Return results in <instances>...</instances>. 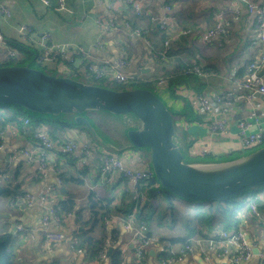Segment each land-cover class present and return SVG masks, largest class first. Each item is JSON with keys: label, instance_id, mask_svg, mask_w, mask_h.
<instances>
[{"label": "crops", "instance_id": "0c3cea01", "mask_svg": "<svg viewBox=\"0 0 264 264\" xmlns=\"http://www.w3.org/2000/svg\"><path fill=\"white\" fill-rule=\"evenodd\" d=\"M0 1L11 11L9 17L0 20V29L11 45L14 41L22 45L18 30L23 24L30 26L36 36H40L43 32H49L55 43L67 46V52L64 54V63L70 66L75 74L87 75H90L87 70L89 63L108 61L114 64L124 54L130 64L123 71L136 77H141L142 75L148 76V74L162 69L164 65L171 67L173 60L165 57V54L158 53V58L152 57V53L155 51L151 49V45L147 42L149 40L153 46L152 33L156 30V26L157 29L159 27L157 20L161 21L164 17H167L168 27L170 28L167 31L168 34L170 31L172 33L175 30H184V27L198 34L200 31H205L212 27L215 23V14H220L228 23V29L224 35L207 40L198 38L199 36L197 37V35H189L187 42L183 41L184 47L181 50L185 63H188L191 59H195L196 63L202 66L205 74L199 75L204 84L201 94L207 96L211 102L213 107L212 112L206 113L200 111L203 116L200 119L189 122L184 116L185 102L183 97L181 99L175 97L168 86L162 89L156 87L157 91L155 92L162 99L164 98L163 100L176 114H180L177 119L184 123V127H177L176 138L181 140V145L182 143L184 144L188 155L190 157L211 155L217 158L191 162L209 163L228 160L235 158L234 156H229L230 153L241 151L238 150L239 145L236 136L231 134H209L211 132V121L216 118L226 116L232 132L236 131V124L241 119H258L259 126L264 127V99L259 97L258 94H256L252 104L246 105L244 100H239L237 107L226 115L219 113L220 110L215 100V95L222 91L231 90L236 94H243L246 91L241 83L248 72L249 62L254 56L257 57L259 55V50L261 49V45L254 42L253 39L252 29L254 27L255 15L249 12L245 2L235 3L231 0H145L146 8L143 15L136 18L135 24V18H131L135 13L125 2L117 1L115 4H112L114 0H68V4L73 12L67 13L64 17L61 15L64 23L58 22V26L56 27L53 24L54 19L52 15L47 14L43 18L36 16L31 0ZM40 1L46 6H44L46 10L55 9L54 5L57 2V0H50V5L47 6L43 0ZM252 1L260 2L261 0ZM167 5L170 6V9L166 11L165 6ZM244 16L246 18L242 21ZM97 17H102L107 19V21L113 22L115 27L111 31H104L96 21ZM127 21H132L134 27L142 28L145 35L137 36L133 32V27L126 25ZM44 28L47 31L43 30ZM251 34L252 41L249 38ZM181 37L175 41H180ZM175 41H172L171 44ZM32 44L34 43H23L26 51L31 52L30 46ZM80 47L84 48L88 53L85 59L82 58V54L79 51ZM162 62L163 65L161 64ZM51 68L57 70L55 65H51ZM184 87L183 85L180 94L188 97L196 95L193 88ZM93 112L102 113L109 120L119 123V129H115V140H110L99 132L98 127L94 124L95 119L89 116V113ZM85 115L91 120L104 140L111 145L102 142L101 144L109 149L111 148V150H115V152L100 151L98 147L96 149V144L92 138L93 135L85 131V129L74 128L72 131H68L63 138L75 140L79 145L93 142L96 150L90 163L86 166H79L66 155L56 154L52 163L55 168L60 170L59 175L63 179L61 185L57 183V174L55 172H51L45 180L39 178L37 163H29L27 158L22 154L25 142L17 132L16 125L19 126V124L16 121L5 124L0 129V141L4 144L0 155L3 161L6 159L10 163L11 167H15L17 162L23 163L19 176V180L22 182V190L34 197V202L30 206L14 205L11 201L12 196L7 199L0 198V201H5L4 209L1 208L0 210L2 213L0 215V234L13 230L16 222H21L26 227L39 228L42 216L50 203L60 207L59 212L63 215L62 222L52 226L53 231H61L66 234L65 241L59 243L57 246L48 248L45 241L36 233L32 235H17L18 246L22 247L23 252L27 254L28 260L33 256L34 264H111L108 255L105 258H100V254L104 251L107 241L99 252L98 257L92 261L87 259L84 250L79 252L76 250V247H72L73 239L78 235L80 236L81 233L100 235L103 232L108 233L109 238L107 240H109L110 246L113 245L119 248L125 254V264L136 262L134 256V226H129L128 221V216L131 213L113 212L109 215H103L101 214V206L110 197H121L123 192L126 193L124 204H128L127 191L131 192L134 196L139 195L141 193L140 188L144 182L139 185L138 189H134L132 180L114 171L104 174L102 172L103 181L101 183H91L88 189H77L76 184H81L82 182L85 184V179L82 176H87L90 172L101 168L98 155L104 152L118 156L123 164L131 169H142L151 166L150 153L146 150L147 148L139 149L130 145L126 136V130L129 125L123 116L106 111H89ZM253 128L257 129L258 126L254 124ZM37 129L48 132V128L45 125ZM191 139L197 142L196 152L191 151L193 142L191 145H188ZM206 148L208 149L207 152H205ZM53 185L57 187L54 188ZM113 187H116V193L118 192V194H112L109 191ZM46 192L50 197V202L41 199L42 195ZM256 197L262 213L260 219L253 217L249 204H246L240 210L237 203L238 209L233 210L234 216H231L237 221L227 226L225 218L218 217L215 219V228L211 231L215 232L212 236L203 237L201 236L202 234L193 236L191 243L196 245V239L201 240L200 243L208 251L207 253L211 254L217 264H228V256L221 252L231 246L223 243L217 247L214 246L210 250L208 238H217V232L221 230L233 229L243 231L251 243L256 244L259 248L264 247V190L257 194ZM67 199L74 201L71 211H65L61 206L60 202ZM142 202L139 209L136 208L133 211L136 212V219L138 218V212L146 207L148 203L147 200H143ZM161 204V213L158 215L162 214L165 208L170 207L167 202H161ZM180 221L183 224L180 225L178 231L174 232V228L167 232L170 233L168 236H163L159 232L152 235L148 234L151 239L146 252L148 264H165L161 260V255H158L159 252L167 249L171 255H174L178 254L184 247L182 243H173L171 240H168L171 237L181 236V229L185 231L183 229L185 227L184 218L178 219V222ZM205 254V252L200 250L189 252L183 259L166 264H208L204 259ZM20 255L23 258V253ZM242 264H262V262L256 256L252 260Z\"/></svg>", "mask_w": 264, "mask_h": 264}, {"label": "built area", "instance_id": "2783aa9c", "mask_svg": "<svg viewBox=\"0 0 264 264\" xmlns=\"http://www.w3.org/2000/svg\"><path fill=\"white\" fill-rule=\"evenodd\" d=\"M117 1H122L127 3L132 9L133 12L138 16L143 14L145 10V0H114L112 4H115ZM235 3H246V6L250 13L255 15V22L253 31L254 42L261 45L259 50V55L249 63L248 72L242 81L241 85L246 90L243 94H236L234 91L226 90L215 95V100L217 106L219 107V113L227 114L228 112L234 110L237 107L239 100H244L245 104H252L256 94L264 95V0L260 2L252 0H231ZM43 2L49 6L50 0H43ZM55 9L59 12L72 13L73 10L68 4V0H57ZM170 6H165V10H169ZM11 15L10 9L5 6L0 1V20L7 18ZM97 23L101 26L104 31H111L115 25L111 21H107L102 17L96 18ZM158 21V26L162 31L166 32L170 30L168 27L167 17H164L161 21ZM126 25L128 27H133V32L137 36H144L145 32L140 27H134L132 21H127ZM228 29V23L226 19L220 15L215 14V23L212 27L206 29L205 31H200L198 34L193 32L191 29L184 30H175L169 36L164 39V46L168 48L172 41L179 39L183 35H197L198 38L207 40L215 39L226 33ZM19 35L23 43L31 44L34 43L38 46L39 52L36 54V58L40 61L49 63L50 65H55L60 74L64 76H70V73H74L73 69L64 63V54L67 52V46L55 43L52 40V36L49 32H43L40 36H36L33 29L28 25H21L19 27ZM149 45L152 47V43L147 40ZM24 46V45H23ZM0 50L3 54L12 55L11 57H16L20 55V50L12 46L10 42L5 38L1 29H0ZM79 51L82 54V58L85 59L88 56L87 51L80 47ZM152 57L158 58L159 54L156 52L152 53ZM130 64L128 58L124 54L116 63L112 64L108 61L105 62H91L87 65V70L91 76H94L97 79L110 78L119 83H125L131 81V79L139 78L134 75H129L123 71L124 68L128 67ZM187 74H197L203 75L205 72L200 64L196 63L190 65L186 69ZM72 77V76H71ZM168 86V78L165 75L160 76L156 79V87L162 89ZM182 89V86L180 90ZM179 90V92H180ZM196 101V107L199 111L203 112H212V105L207 96L203 94H196L193 96ZM23 120V124L16 125V129L19 135L23 138L25 146L22 148V154L27 158L29 163H37L38 176L42 180H45L51 172L57 174V183L58 185L62 184V176L59 175L60 170L53 166V158L56 154H63L67 157L73 159L76 164L79 166H86L90 163L95 146L93 142L84 143L79 145L75 140H65L59 141L53 138L48 132L42 130H35L32 135H30L29 125L31 123L30 117L20 118ZM134 122V121H131ZM177 127L183 128L184 123L181 121H176ZM135 124V123H134ZM256 124L257 129H254L253 126ZM211 132L210 135H233L237 137V143L239 148L242 149H252L264 145V127L259 126V120H250V119H241L238 120L236 124V131L232 132L229 120L226 116L216 118L211 121L210 125ZM2 133V132H1ZM1 135V134H0ZM178 141V140H177ZM196 141H193L191 145V151L196 152ZM4 148V144L0 141V151ZM208 149H205L207 152ZM65 158V157H64ZM98 161L101 165L102 172H118L122 176L133 181V188L138 189L139 185L142 182L149 180L154 177V171L152 166H147L142 169H131L126 167L122 160L111 153L104 152L98 155ZM3 162V158L0 155V163ZM4 176L5 182H10V178L7 175ZM53 187H57L53 185ZM51 188V189H54ZM42 200L50 202V197L46 192L41 197ZM11 201L14 205H26L30 206L34 202V197L30 193L20 192L14 194L11 198ZM60 207L50 203L46 212L42 216L41 226L39 228L26 227L21 222H16L12 231L13 235L17 236L19 234L32 235L34 233L38 234L46 243L48 248L59 245V243L65 241L66 234L61 231H53L52 226L58 225L62 222L63 215L59 212ZM249 209L254 218L260 219L262 213L259 209L256 199H250ZM70 215V214H68ZM136 212H132L128 216L129 226H134V237H135V247H134V256L136 264H148L147 261V248L151 243V239L148 235L149 227L146 222L139 221L136 219ZM124 219V218H123ZM209 244L210 250L214 246L222 245L223 243L231 246L223 250L221 253L228 256V264H242L252 260L254 257L258 256L264 264V247L259 248L256 244L251 243L247 236H245L243 231L240 230H221L217 232V238L210 237ZM201 240L197 239V244L188 243L186 244L178 254H172L171 257L163 260V262H176L188 254L189 252L200 250L205 252L204 259L208 264H217L213 260L210 253L205 250L203 245L200 243ZM109 240H107L106 247L104 251L101 252L100 258L107 257V252L109 249ZM72 247H75L72 244ZM234 247V249H233ZM255 248H259V251L256 253ZM79 252H82V248L76 249ZM121 264H125V261H122Z\"/></svg>", "mask_w": 264, "mask_h": 264}, {"label": "water", "instance_id": "95a60500", "mask_svg": "<svg viewBox=\"0 0 264 264\" xmlns=\"http://www.w3.org/2000/svg\"><path fill=\"white\" fill-rule=\"evenodd\" d=\"M264 99L263 94H258ZM0 103L51 116L69 114L98 141L109 144L85 115L106 111L135 121L126 130L130 145L148 148L161 187L193 201L223 200L264 186V145L228 160L199 163L185 159L176 139L174 111L148 87L113 89L71 76L50 74L31 64L0 66ZM112 247H109V255ZM259 248H255L257 253Z\"/></svg>", "mask_w": 264, "mask_h": 264}, {"label": "trees", "instance_id": "16d2710c", "mask_svg": "<svg viewBox=\"0 0 264 264\" xmlns=\"http://www.w3.org/2000/svg\"><path fill=\"white\" fill-rule=\"evenodd\" d=\"M131 18H135L136 21L137 17L133 15V17ZM245 18L246 16L243 17L242 21H244ZM155 28L156 30L153 31V35L155 37L159 36L161 42L159 43L153 41V46L151 47V49L159 54H165V57L171 58L173 60V61L171 60L172 61L171 67L169 66L167 67L164 65L162 69H159L160 71L159 73L165 75L168 78V88L171 91V93L174 94V96L177 97L178 99H181L182 97L184 98L185 119L187 121L189 120V122L195 121L196 119H200L203 115L198 110V107L195 106L196 101L194 100V98L183 96L179 92L181 86L183 85L185 86L184 88L187 87L193 88L196 94H201L203 92L204 84L200 76L197 74L186 73L187 67L189 65L196 64V60L191 59V61L185 63V60L181 55L182 54L181 50L184 47L183 41L187 42V38L189 35H183L180 41H175L169 46V48H166L164 46V39L168 37L169 34L162 31V29H160L159 27L157 29V26ZM183 29H188V28L184 27ZM249 38L252 41V34L250 35ZM12 45L17 47L20 50V52L22 50H26L25 46L16 43L15 41L12 42ZM1 51L2 50H0V59L3 57H8L5 55H1L3 54ZM13 58H17V57H12L11 60L5 61L4 63L0 62V66L14 65V64L17 65V63L14 64L12 63ZM255 58L256 56H254L251 61H253ZM92 77L96 80L102 79V78L97 79L94 76ZM135 79L138 78H134L131 80H135ZM139 80L145 82V85L142 87L150 88L149 85L154 84L153 80H151L150 78H147L145 80L140 78ZM13 106H16L18 108H23L15 104L0 103V107L4 108L0 110V125H1L0 129L5 124H8L12 121H16L18 124L21 125L23 124L24 121L21 120L20 117L18 118L17 116L14 115L15 113L18 112V110ZM178 115L180 114L175 113L176 121H178L177 119ZM26 116H29L31 118V123L29 125V131L31 132L30 135H32L34 131L37 130L38 127H42L43 125H45V127L48 128V132L51 134V136L59 141H65L66 139L63 137H65L68 131H72L74 128H80V129L82 128L90 133V131L86 128L85 125H78L74 123L73 117L69 114H63L60 116L41 115L40 117L42 118H39L38 120H33L30 115H26ZM193 141L194 140L191 139L188 145H191ZM139 149H146V148H139ZM70 160L73 161V159ZM9 164L10 163L6 159L5 161L0 163V198L2 199L10 198L14 194L23 191L22 182L19 180L23 163L17 162L15 167H11ZM3 175H7L10 178V182H5ZM158 185H160L159 182L156 180L155 177H152L143 183V185L140 188L141 193L139 195L134 196L132 195L131 192L127 191V197L129 199L128 204H124V200L126 198L125 192L122 193L121 197L120 196L112 197V198L110 197L105 202V204L101 206V214L109 215L113 212H121L124 214H129L132 213L134 210H136V208L139 209V207L143 203L142 202L143 200L144 201L147 200L148 203L146 207H144L138 212L137 219L139 221H144L147 223L148 227L150 228V232H148V234L151 235L155 234L158 231V229H156L154 223L157 222L159 225L162 224V222L157 217L158 214L161 213L160 210V206L162 205L161 202H167L168 205L170 206L169 208L174 209L173 202L169 200L166 194L162 195L159 198L156 197V195L161 191L160 190L161 187L159 189ZM163 190L166 193H171L175 195L170 191H167L165 189ZM231 198L233 197L223 200L202 201L197 206L191 207L187 211H183L180 214V217L184 218L185 221L184 223L185 227L183 228L185 229V233H181L182 234L181 236L171 237L168 240H171L173 243H177V242L182 243V245L185 246L186 244L191 243L193 236H197L201 234H202L201 236L203 237L212 236L215 232H211V231L215 228L214 227L215 219H217L218 217H224L227 226H230L232 222L234 223L235 221H237L233 219V217H231V214H233V210L235 211L236 209H238L237 203H233L231 201ZM60 203L65 211H71L74 201H72V199H67L61 201ZM257 204L259 206L258 200H257ZM1 208L2 206L0 205V210ZM1 214L2 213L0 212V215ZM171 217H173V219L169 225L171 229H174L177 219L174 218L173 214H171ZM168 235L169 233H167V236ZM108 238L109 235L107 232H103L100 235H87L85 233H81L80 236L78 235L75 237V239H73L72 243L76 248H82L87 255V259L89 261H92L98 257L99 252L104 247ZM17 245H18L17 236L13 235L11 231H7L5 233L0 234V264H18V262L15 259V255L13 253ZM110 247H114L113 250L108 255L111 264H121L122 261H125V254L119 248H116L113 245H111ZM162 252L163 253L161 254V260H165L171 257L170 256L171 253L167 249ZM132 264H136V262Z\"/></svg>", "mask_w": 264, "mask_h": 264}, {"label": "rangeland", "instance_id": "374dc122", "mask_svg": "<svg viewBox=\"0 0 264 264\" xmlns=\"http://www.w3.org/2000/svg\"><path fill=\"white\" fill-rule=\"evenodd\" d=\"M31 1H32L33 6H34L33 10H34V12H35V14H36V16L38 18H43L47 14H50V15L53 16V19H54V23L53 24L56 27L58 26V22H63L64 23L61 15L63 17L66 16L67 12H59V11H56L55 9H52V8L49 9V10H46L45 9L46 6L43 5L40 0H31ZM55 6H56V3L54 5V7ZM149 14H151V13H149ZM141 15H143V14H141ZM141 15H138L137 16L135 14V16L138 17V18L141 17ZM135 24H136V21H135ZM43 30H46V28H44ZM152 37H153L152 40L154 42H159V43L161 42V40L159 39V36L155 37L153 35V33H152ZM30 48H31V52L26 51V50H22L20 52V55L19 56H16L17 58H13L12 59V63L13 64L14 63H17V64H31L32 66L37 67V68H40V69H42L43 71H45L47 73H50V74H56V73L57 74H60L59 71L54 70L53 68H51V65L49 63L40 61V60H38L35 57V55L39 51V48H38V46L36 44H32L30 46ZM1 55L8 56V57H3V58L0 59V62H2V63H4L5 61H9L12 58L11 57L12 55H6V54H1ZM166 62H167V60H166ZM161 64L163 65V62ZM69 75H71V76H73V77H75L77 79L83 80V81L93 82V83H96V84L108 86V87L113 88V89L121 90V89H129V88H135V87H142V86L145 85V82L142 81V80H139L140 78H142L143 80H145V79H147L149 77L151 80H154L156 78V76L158 78V77L162 76L163 74L159 73V70H157V71H155V72H153L151 74H148V76L142 75L138 79L131 80V81H128V82H125V83H119V82H117V81H115L113 79H110V78H104V79H101V80H96L91 75H87V74L70 73ZM153 82L156 84V81L155 80ZM155 84H151V85H149V87L152 88V89H154L155 91H157V88H156V85ZM13 107H15L18 110V112L14 114L18 118L19 117L20 118H23L26 115H30L33 120H38L39 118H42V117H40L41 115H45V114H38V113L30 112V111L26 110L25 108H18L16 106H13ZM2 109H4V108L3 107H0V110H2ZM174 114H175V112H174ZM89 116L90 117H93L95 119L94 124L98 127V130H99V132L101 134L105 135V137H108L110 140H115L116 139L115 129H119V123L118 122H117L118 123L117 124L113 120H109V118L106 117L105 115H103L102 113H94L93 112V113H90ZM134 123H135V121L134 122H131V123H128V125L130 126V125H133ZM92 138L95 140L94 142L96 144V149L98 147L100 151L107 150V151L112 152V153L115 152V150H111V148L109 149V148L103 146L101 144V142H98L97 141V138H95L94 136H92ZM176 139L179 142H181V140L179 138H176ZM181 146H182V149H183V151L185 153V159L187 161H207V160H211L212 158L217 159L216 157L211 156V155H209V156H199V157H190L188 155V153L186 152V147H184V144L183 143H182ZM135 148H137V147H135ZM257 148H259V147L252 148V149H242V148H238V150H241L240 152L233 151L234 153L233 152L230 153L229 156H231V157H233V156L234 157H237L239 155L247 154V153H249V152H251V151H253V150L257 149ZM146 150L149 151L148 148ZM150 165H151V162H150ZM94 172H90L87 176H82V178L85 179V184L83 182L81 184H76V188L77 189H85V188L88 189V187H89V185L91 183L92 184L93 183L95 184L96 182L101 183L103 181L102 168L97 169V171L95 170ZM158 186H159V189H160L161 185H158ZM160 190H161L160 193H158L156 195V197L159 198L162 195L166 194L167 197L169 198V200L173 202V206H174V209H170L168 207L165 208L162 211V214H160V215L157 216L159 218V220L162 222V224L159 225L157 222L154 223L156 229H158L157 232H159L163 236H167V232H169V231L172 230L170 228V225H169L171 223L172 219H173V217H171V214H173L174 218H176L177 219V222H178V219L182 218V217H180V214L183 211H187L191 207L197 206L202 201L187 200V199L181 198V197H179L177 195H173L171 193H166L162 189V187H161ZM263 190H264V186L257 187V188H253V189L247 191L244 194H241V195H238V196H235V197L231 198V201L233 203H238L239 209L242 210L243 207L246 206V204H249L250 199H256L257 198L256 197L257 194L261 193ZM109 191L112 192V194H115L116 193V187L110 188ZM116 194H118V192ZM232 202H230V203H232ZM0 205L4 209L5 201H3V202L0 201ZM231 216H234V214H231ZM181 224H183V223L180 221V222H178L175 225L174 232H177L178 231V228H180V225ZM181 233H185V231L181 229ZM13 253L15 255V259L18 262V264H34L33 263V256L30 257V259L28 260L27 259L28 258L27 257V254L25 252H23L22 247H19L17 245L16 248L14 249ZM22 253H23V258L21 257L22 255H20ZM162 253L163 252H159L158 255H161Z\"/></svg>", "mask_w": 264, "mask_h": 264}]
</instances>
